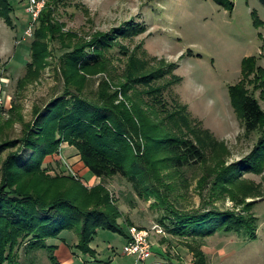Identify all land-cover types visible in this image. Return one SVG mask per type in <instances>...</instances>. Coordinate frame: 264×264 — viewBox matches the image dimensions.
Returning a JSON list of instances; mask_svg holds the SVG:
<instances>
[{
  "label": "trees",
  "instance_id": "trees-1",
  "mask_svg": "<svg viewBox=\"0 0 264 264\" xmlns=\"http://www.w3.org/2000/svg\"><path fill=\"white\" fill-rule=\"evenodd\" d=\"M65 1H46L34 28L26 76L19 81L20 87L37 81L60 50L57 71L63 92L35 106L31 121L14 108L17 117L0 125V158L9 152L1 168L0 264H41L42 253L50 264H62L60 243L49 241L66 244V232L78 236L75 246L66 245L91 258L97 257L91 244L101 230L120 233L128 242L125 229L134 226L120 222L123 213L105 185L89 189L74 176L53 175L44 166L65 144L78 150L93 176L122 177L141 199L153 201V207L162 211L159 226L165 232L193 238L184 243L193 264H211L203 249L206 239L218 233L256 241L260 219L255 207L264 198V185L247 175L264 174V67L259 59L245 58L241 81L230 87L245 134L257 140L247 156L229 164L226 142L195 123L185 105L170 107L165 101V91L181 81L174 74L176 64L162 59L155 67L151 63L156 58L121 44L122 39L144 34V25L129 22L89 38L65 32V24L56 18ZM213 1L235 7L232 0ZM259 1L264 6V0ZM13 14L12 0H0V18L11 27ZM116 47L125 56L122 70L110 56ZM167 76L171 78L164 85H156ZM16 122L22 125L21 135L4 138ZM26 151H32L29 158ZM199 169L203 174L199 187L206 195L199 208L187 210L180 205L182 187L189 186L183 177ZM227 199L233 209L219 206Z\"/></svg>",
  "mask_w": 264,
  "mask_h": 264
},
{
  "label": "rangeland",
  "instance_id": "rangeland-1",
  "mask_svg": "<svg viewBox=\"0 0 264 264\" xmlns=\"http://www.w3.org/2000/svg\"><path fill=\"white\" fill-rule=\"evenodd\" d=\"M232 1L235 4L233 9L220 6L213 0H66L58 6L56 18L65 24V32H75L82 37L109 32L129 22L144 25V34L129 40L122 39L121 44L140 54L147 52L149 59L156 58L151 63L155 67H159L162 59L166 64H176L174 74L181 81L165 91V101L170 107L177 103L185 105L195 123L210 130L219 141L226 142L231 153L228 159L230 164L247 156L257 140L253 135L245 134L242 120L231 103L230 87L241 81L245 58L256 56L264 67V6L259 0ZM12 2L14 27L0 18L2 126L12 117H17L13 115L14 108L18 109L16 113L21 114L25 121H31L35 106L45 105L64 90L63 78L57 71L58 57L63 54L60 50L56 52L57 57L51 58L52 66L47 67L37 81L25 87L19 86L30 61L33 38L28 37L27 31L33 26L26 12V0ZM110 56L114 66L122 70L125 56L121 48L116 47ZM170 78L167 76L156 85H164ZM120 100H124L122 94ZM261 104L264 108L263 99ZM21 133L22 125L16 122L13 128L6 130L4 138H18ZM68 146L63 145L59 155L48 157L44 166L53 175L74 176L89 189L105 185L123 213L120 222L127 224L128 221L132 223L131 226L151 233L154 256L143 264L157 263L160 253H163L162 248L154 242L158 241L164 248L170 244L167 253L171 256L174 243H167V236L172 237L178 246L193 240L189 237L175 238L163 228V234H156L153 229L161 225L159 218L162 211L153 207V201L141 199L132 184L122 177L103 180L93 176L81 161L76 148L71 147L75 155L68 156L65 151ZM8 153L5 152L0 158V183L2 162ZM31 154L32 151H26L24 156L29 158ZM202 175L199 169L188 173V178L183 177V183L189 185L188 188L182 187L184 197L180 205L183 208L192 210L200 207L204 194L199 187ZM247 177L264 185V174H249ZM208 189L204 192H208ZM257 202L255 212L260 219L258 239L250 241L225 233L207 238L204 250L209 252L207 255L211 264H264V198ZM218 204L228 209L234 207L229 199ZM125 230L129 233L128 228ZM63 237L69 246H75L78 242V236L74 233L66 232ZM49 242L62 244L58 252L62 264H68V258L74 259L73 264H136L135 257L125 255L127 241L120 233L101 230L97 234L91 244L97 252L96 258L72 250L59 240ZM40 257L41 264H50L47 255L42 253Z\"/></svg>",
  "mask_w": 264,
  "mask_h": 264
},
{
  "label": "built area",
  "instance_id": "built-area-1",
  "mask_svg": "<svg viewBox=\"0 0 264 264\" xmlns=\"http://www.w3.org/2000/svg\"><path fill=\"white\" fill-rule=\"evenodd\" d=\"M45 0H26V12L30 16V23L33 29L27 31V35L33 38L34 25L39 19L42 10L45 7ZM3 104V102H2ZM153 231L157 234H163L164 231L161 226H156ZM124 253L127 256L135 257L136 264L144 262L153 256L151 233L146 230H141L136 227L129 229V239L125 246Z\"/></svg>",
  "mask_w": 264,
  "mask_h": 264
},
{
  "label": "crops",
  "instance_id": "crops-1",
  "mask_svg": "<svg viewBox=\"0 0 264 264\" xmlns=\"http://www.w3.org/2000/svg\"><path fill=\"white\" fill-rule=\"evenodd\" d=\"M74 148H71L68 146V148H65V151H67L66 153H68L69 155L68 156H74L75 155V152L72 150ZM166 240L167 243L168 242H172L174 243V246H173V251H172V255L170 256L168 253H167V250H168V246L170 244H168L166 246V248H164V246L162 244H159V242H154V244H157L159 245L162 250H163V253H160L159 255V260L157 261V263H152V264H174V262L178 263V264H193V257L192 255L189 253V250L184 247V246H178L177 244H175V242H173V238L167 236L166 237ZM62 245V244H61ZM59 247V250L61 249V246ZM204 250V249H203ZM59 252V251H58ZM205 252V250H204ZM206 254H208L209 252H205ZM210 255V254H209ZM212 255V254H211ZM153 256H154V253H153ZM152 256V257H153ZM151 257V258H152ZM149 258V259H151ZM148 259V260H149ZM146 260V261H148ZM146 261L144 262H140L139 264H143L145 263ZM68 264H73L74 263V259L72 258H68L67 260Z\"/></svg>",
  "mask_w": 264,
  "mask_h": 264
}]
</instances>
